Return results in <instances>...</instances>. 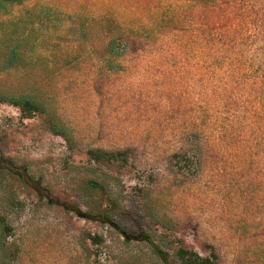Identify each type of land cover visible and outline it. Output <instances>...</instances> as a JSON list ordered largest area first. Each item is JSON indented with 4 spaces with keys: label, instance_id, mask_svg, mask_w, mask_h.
<instances>
[{
    "label": "rangeland",
    "instance_id": "rangeland-1",
    "mask_svg": "<svg viewBox=\"0 0 264 264\" xmlns=\"http://www.w3.org/2000/svg\"><path fill=\"white\" fill-rule=\"evenodd\" d=\"M182 253L264 264V0L0 1V264Z\"/></svg>",
    "mask_w": 264,
    "mask_h": 264
},
{
    "label": "trees",
    "instance_id": "trees-1",
    "mask_svg": "<svg viewBox=\"0 0 264 264\" xmlns=\"http://www.w3.org/2000/svg\"><path fill=\"white\" fill-rule=\"evenodd\" d=\"M4 2H11V3H21L26 0H0ZM116 42L111 43V52L114 51ZM17 107H20L22 109H31L33 108V104L30 101H17L14 103ZM148 244L154 249V251L157 254H161L159 250L156 249V246L154 243L147 241ZM181 263L180 264H210V261L208 259H202L201 257L194 255V254H189V253H182L180 256ZM165 264H169L167 259H163Z\"/></svg>",
    "mask_w": 264,
    "mask_h": 264
}]
</instances>
